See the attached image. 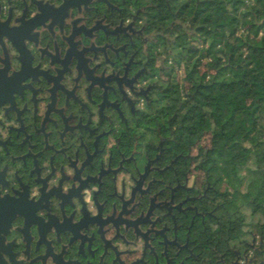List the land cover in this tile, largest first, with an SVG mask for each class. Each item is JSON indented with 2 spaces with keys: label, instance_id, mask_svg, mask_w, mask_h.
<instances>
[{
  "label": "flooded vegetation",
  "instance_id": "1",
  "mask_svg": "<svg viewBox=\"0 0 264 264\" xmlns=\"http://www.w3.org/2000/svg\"><path fill=\"white\" fill-rule=\"evenodd\" d=\"M193 2L0 0L5 264H264L256 234L211 230L193 150L163 145Z\"/></svg>",
  "mask_w": 264,
  "mask_h": 264
},
{
  "label": "trees",
  "instance_id": "2",
  "mask_svg": "<svg viewBox=\"0 0 264 264\" xmlns=\"http://www.w3.org/2000/svg\"><path fill=\"white\" fill-rule=\"evenodd\" d=\"M199 0L179 13L173 77L161 97L160 130L167 151L186 156L199 135L209 143L194 170L217 206L215 235H244L242 209L255 224L264 255V0ZM183 13V14H182ZM202 61H205L204 64ZM204 71H200V67ZM254 133L251 146L246 138Z\"/></svg>",
  "mask_w": 264,
  "mask_h": 264
},
{
  "label": "rangeland",
  "instance_id": "3",
  "mask_svg": "<svg viewBox=\"0 0 264 264\" xmlns=\"http://www.w3.org/2000/svg\"><path fill=\"white\" fill-rule=\"evenodd\" d=\"M250 2H254V0H251ZM205 61H202V63L204 64ZM200 71L203 72L204 71V67L201 66L200 67ZM181 75L182 74H179L178 78L180 79L181 78ZM255 140V135L254 133L250 134L246 140H245V145L247 146H251V144H253ZM209 143V137L207 134H203L201 133L199 135V140H198V143L197 145L193 148V151H192V154H193V157H194V162L196 163L197 159L203 155L204 151H205V148L207 147ZM195 179L198 181L202 179L201 176H197L195 174ZM242 211L245 213V217H246V222H247V225L246 227L244 228V239H247L249 240L250 237L248 235H254L256 234V228H255V224L256 222L259 221L260 217L259 216H253V217H250L249 216V211L248 210H245V209H242ZM261 249V247H260Z\"/></svg>",
  "mask_w": 264,
  "mask_h": 264
},
{
  "label": "water",
  "instance_id": "4",
  "mask_svg": "<svg viewBox=\"0 0 264 264\" xmlns=\"http://www.w3.org/2000/svg\"><path fill=\"white\" fill-rule=\"evenodd\" d=\"M7 202L5 199L0 197V234L7 232L10 222L12 220V215L11 213L7 212ZM3 241V236L0 235V249ZM0 264H5L2 256L0 255Z\"/></svg>",
  "mask_w": 264,
  "mask_h": 264
}]
</instances>
